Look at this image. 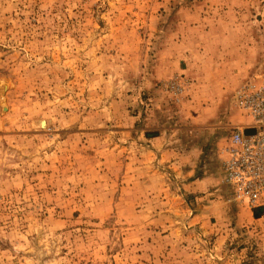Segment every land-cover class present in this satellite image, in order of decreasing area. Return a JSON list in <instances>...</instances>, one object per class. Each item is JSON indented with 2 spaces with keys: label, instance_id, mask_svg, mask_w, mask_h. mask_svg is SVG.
<instances>
[{
  "label": "rangeland",
  "instance_id": "1",
  "mask_svg": "<svg viewBox=\"0 0 264 264\" xmlns=\"http://www.w3.org/2000/svg\"><path fill=\"white\" fill-rule=\"evenodd\" d=\"M263 74L264 0H0V264H264L222 184Z\"/></svg>",
  "mask_w": 264,
  "mask_h": 264
},
{
  "label": "built area",
  "instance_id": "2",
  "mask_svg": "<svg viewBox=\"0 0 264 264\" xmlns=\"http://www.w3.org/2000/svg\"><path fill=\"white\" fill-rule=\"evenodd\" d=\"M235 106L244 120L232 126L223 149V185L234 202L264 210V74L239 86Z\"/></svg>",
  "mask_w": 264,
  "mask_h": 264
},
{
  "label": "crops",
  "instance_id": "3",
  "mask_svg": "<svg viewBox=\"0 0 264 264\" xmlns=\"http://www.w3.org/2000/svg\"><path fill=\"white\" fill-rule=\"evenodd\" d=\"M238 87L239 86H237L235 91L238 89ZM211 135L208 137L210 138ZM193 152L192 155L196 153ZM199 155L200 152L195 154L194 156H190L191 160L189 162V166L191 168L189 167V170L186 172V175L180 174L182 177L188 178L186 182H191V184L188 186V188H190L191 190V193H198V189H200V191H203L205 187H208V185H210V181H211V175L208 165L209 160L205 156H199ZM217 157H219L220 159H224L223 154L221 155L220 153H218ZM222 184H223V178H222Z\"/></svg>",
  "mask_w": 264,
  "mask_h": 264
}]
</instances>
